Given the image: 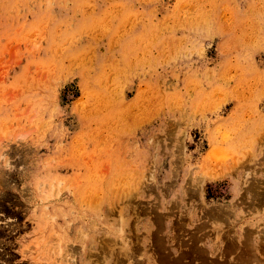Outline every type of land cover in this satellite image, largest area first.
<instances>
[{
	"label": "rangeland",
	"instance_id": "rangeland-1",
	"mask_svg": "<svg viewBox=\"0 0 264 264\" xmlns=\"http://www.w3.org/2000/svg\"><path fill=\"white\" fill-rule=\"evenodd\" d=\"M262 232L264 0H0V264H264Z\"/></svg>",
	"mask_w": 264,
	"mask_h": 264
},
{
	"label": "bare ground",
	"instance_id": "bare-ground-1",
	"mask_svg": "<svg viewBox=\"0 0 264 264\" xmlns=\"http://www.w3.org/2000/svg\"><path fill=\"white\" fill-rule=\"evenodd\" d=\"M257 190H258V188H257ZM253 202H254V201H253ZM218 210H219V209H218ZM212 213H213V212H212ZM219 213H220V212H219ZM219 213H218V214H219ZM216 214H217V213H216ZM216 214H215V216H216ZM218 214H217V215H218ZM215 216H214V218H215ZM208 219H209V218H208ZM262 233H263V232H262ZM263 234H264V233H263ZM263 234H262V235H263ZM242 236H243V235H242ZM247 236H248V234H247ZM244 237H245V236H244ZM260 237H261V236H260ZM260 237H258V238H260ZM262 237H263V236H262ZM245 239H246V238H245ZM260 239H261V238H260ZM246 240H247V239H246ZM257 240H258V239H257ZM262 240H263V239H262ZM262 240H261V241H262ZM243 241H245V240L242 239L241 242H243ZM247 241H249V239H248ZM231 242H232V241H231ZM249 242H250V241H249ZM249 242H248V244H249ZM258 242H259L258 244H261V243H260V240H259ZM263 242H264V241H263ZM263 242H262V244H263ZM239 243H240V242H239ZM243 244H244V243H243ZM248 244H247V245H248ZM245 245H246V243H245ZM230 246H231V245H230ZM240 246H241V244H240ZM245 247H246V246H245ZM257 248H259V247H257ZM247 250H248V248H247ZM253 251H254V250H253ZM259 251H260V249H259ZM246 252H247V251H246ZM249 252H250V251H248V253H249ZM167 254H168V253H167ZM255 254H256V252H255ZM168 255H170V254H168ZM204 255H205V254H204ZM252 255H254V254H252ZM184 256H185V255H184ZM252 257H254L253 260L256 258L255 255L252 256ZM258 258H259V257H258ZM178 259H179V258H178ZM251 259H252V258H251ZM256 259H257V258H256ZM183 260H184V259H183ZM253 260H252V261H253ZM178 261H179V260H177V262H178ZM252 261H251V262H252ZM247 262H248V260H247ZM252 263H253V262H252ZM249 264H250V263H249Z\"/></svg>",
	"mask_w": 264,
	"mask_h": 264
}]
</instances>
